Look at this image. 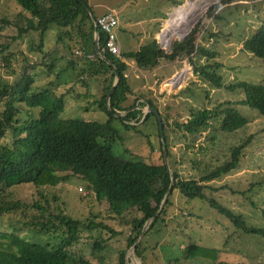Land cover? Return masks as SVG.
<instances>
[{"label": "trees", "instance_id": "16d2710c", "mask_svg": "<svg viewBox=\"0 0 264 264\" xmlns=\"http://www.w3.org/2000/svg\"><path fill=\"white\" fill-rule=\"evenodd\" d=\"M14 1L22 11L12 19L0 17V21L12 25L17 30L18 38L36 34L39 38L36 47L42 52L44 59L27 65L24 59L22 70L15 80H3L0 83V143L9 136L12 139L10 144L2 143L0 146V264H95L85 256L73 257V244L83 237L84 230H107L111 236L119 232L94 215L81 219L70 215L65 207H55L52 201H58V196H53L51 200L45 189L54 188L61 179L71 176L86 182L95 198L106 201L115 216L121 217L133 211L138 213L132 220V230L127 237L128 247L136 244L145 223L152 219L134 250L143 264H149L146 254L149 235L173 211L171 209L176 192L187 201L200 199L208 202L210 207L225 216L238 230L264 238V228L248 225L242 214L221 203L215 196L217 188L211 184L239 168L246 149L255 138L253 133L245 137L240 134L249 122L241 107L247 106L257 115H264V82H249L238 76L234 81L228 82L227 74L222 72L224 66L217 60L218 38L223 35L222 32H214L212 27L202 23H198L189 32L196 19L212 3L191 14L187 13L192 11V7L184 14L183 8L179 9L178 16L164 32V42L171 48L170 52L163 49L154 36L159 29L156 27L147 43L136 50L123 48L121 56H116L104 48L107 35L100 26H95L94 21L99 17L94 14L87 0ZM164 1L171 7L180 6L184 2ZM256 1L260 0H220L209 10L207 16L212 21L224 22L226 18L216 12L218 8L232 3ZM50 31H55L56 42L62 43L70 55L64 71H69L76 82L83 83L87 89L92 85L99 92L76 93L75 98L88 103L86 110L89 105H94L96 111L106 115V120L62 118L66 97L75 94L74 87L71 86L66 93L58 94L56 90L38 85L41 82L36 74H49L53 69L54 63L46 61L44 49ZM96 33L99 34L101 52L112 63L97 53ZM201 36L204 43L199 41ZM212 37L216 40L213 46H208L207 39ZM242 49L253 57L264 59V19L243 41ZM11 59V55L5 58L7 67L10 66ZM183 60L192 66L194 76L201 83L237 93L238 98L213 102L211 90L201 86L202 93L197 94V88H192L196 84L194 82L182 92L203 100L200 106L186 102L189 114L187 118L180 119V112L177 113L178 116H174L170 108L162 111L153 98L134 89L133 78L129 75V63L143 73H150L165 64ZM115 68L121 78L108 105L107 95L116 79ZM165 76L167 75L159 73L155 77L160 80ZM56 85L59 86L58 83ZM153 91L154 89L149 90ZM91 97L95 99L91 100ZM148 106L156 108L162 116L168 164L164 159L157 116L151 111L144 112ZM152 117L158 125V149L149 139V156L138 154L123 158L116 155L113 146L123 143L124 136L115 123L118 122L125 130L138 131V127ZM238 134L239 137L235 138ZM181 138L184 146L180 147L179 155L173 149L172 142ZM157 150L159 160L153 158ZM187 161L191 173H182L181 168ZM62 173L67 175L62 176ZM172 175V189L161 207ZM21 184H30L35 189L32 202L19 198L12 190L14 186ZM253 187L254 184L248 191L251 192ZM252 206L256 207L257 203L253 202ZM29 211L32 212L31 217ZM18 212L27 218L23 225L13 226L11 231L2 230L1 220L15 216ZM22 232H28L30 238ZM106 246L107 243L101 237L95 238L92 254L99 257L96 252H101ZM221 252L220 248L188 244L182 248L179 256L168 258L164 264H182L183 261L196 259L226 264L219 259ZM99 259L102 261V258ZM101 261V264H107ZM118 264H128L127 250L119 253Z\"/></svg>", "mask_w": 264, "mask_h": 264}, {"label": "rangeland", "instance_id": "374dc122", "mask_svg": "<svg viewBox=\"0 0 264 264\" xmlns=\"http://www.w3.org/2000/svg\"><path fill=\"white\" fill-rule=\"evenodd\" d=\"M87 1L97 17L104 15L108 10H113L117 13L119 25L116 29V34L118 39H120L122 48L126 50L138 49L140 45L147 43L151 39L152 32L158 27L159 29H157V33L154 36L167 52L170 49L165 45L164 32L167 31L170 22L173 23L174 18L178 16L179 9L183 8L184 14L189 7H192V11L187 13L191 14L212 3L196 19L189 32L198 23L212 27L214 32H222L223 35L218 38L219 55L217 60L222 62L224 66L222 72L227 74L228 82L234 81L236 76L249 82H264V59L253 57L242 49L243 41L264 19V1L262 0L232 3L218 8L216 12L224 15L226 18L224 22L212 21V18L210 19L207 16L209 10L220 0H184L182 5L172 7L164 0ZM20 11H22V8L14 0H0L1 18L12 19ZM159 22L160 25L158 24ZM201 40L204 43L202 36L199 38V41ZM207 40V45L213 46L216 39L212 37ZM56 41L55 31H50L47 34L44 49L47 55L46 61L54 63L53 69L49 74L47 72L36 74L39 82H41L38 85L56 90L58 94L66 93L71 86L74 87L73 91H75V94H69L66 97V108L61 113L62 118L83 117L85 119L106 120V115L96 111L94 105H89V109L86 110L85 106L88 103L85 100L75 98L76 93L83 94L89 91L93 94H98L99 92L92 85L87 89L83 83L76 82L69 71H64L70 55L65 46ZM38 44L39 38L36 34L18 38L17 30L12 25L0 21V83L3 80L13 82L22 70L24 59H26V65L33 62H41L44 59L42 58V52L36 47ZM9 55L12 56V59L10 66L7 67L5 58ZM159 69L160 73L167 76L160 80L156 79V75L151 76L149 83L154 89L153 92H149L150 89L147 87L144 88L142 84L146 81L144 77L136 78L138 79L137 81L132 80L134 89L140 94L143 92L144 95L153 98L160 110L164 111L166 108H170L174 116H178L177 113L180 112L182 114L180 119L187 118L189 114L186 102L200 106L203 100V98L196 96L189 97L190 93L182 92L187 85L189 86V84L194 82L196 84L192 88H197V94L202 93L200 91L201 86L211 90V101L213 100V102L215 100H234L238 98L237 93H232L225 89H216L206 83H201L194 76L193 68L186 60L163 65ZM14 72L17 73L15 74ZM170 83L169 88L168 85ZM163 87H166L165 89L168 87L169 93H165L166 91ZM91 98V100L95 99L94 97ZM241 110L248 117L249 122L247 127L240 131V134L245 137L253 133L255 138L246 149L239 168L225 175L220 180L213 181L211 184L217 188L215 196L221 203L233 208L238 214H242L248 225L264 228V115H257L247 106L241 107ZM146 111L147 109H144V112ZM115 126L120 128L121 134L124 136L123 143L113 146V151L116 155L123 158L134 157L138 154L143 157L149 156L151 141L154 142L158 149L160 137L158 125L153 117L147 123L141 124L138 127V131L125 130L118 122L115 123ZM238 137L239 134L235 135V138ZM11 140L10 136L2 139L3 142L0 143V146L2 143L10 144ZM172 144L173 149L180 155V147L184 146L183 139L175 140ZM153 158L160 159L158 150ZM181 169L182 173H191L188 161ZM65 175L67 174L62 173V176ZM253 184L255 187H253L251 192L248 191ZM13 189L19 198L27 202L34 200V193L36 194V192L30 184L17 185ZM242 191L243 194L241 193ZM45 192L51 200H53V196H58V201H52L55 207H65L70 215L81 219L94 215L98 220L105 221L119 232V234L111 236V233L107 230H102L101 232L84 230L83 237L71 247L73 257L85 256L95 264H101L99 258H102L101 262L107 264H118L119 253L122 250H127L128 264H135L134 261L143 264L141 259L135 255L133 246L128 247L127 245V237L131 233L133 226L132 220L137 212L133 211L121 217L115 216L111 213L107 202L98 201L88 188L87 183L75 176L61 179L57 186L47 188ZM174 200L175 203L171 209L173 211L167 216L166 221L163 224L156 225L153 232L149 235L146 252L149 264H164V261L168 258L172 259L179 256L182 248L193 243L220 248L222 252L219 259L226 262V264H264V238L262 236L250 235L238 230L225 216L210 207L206 201L200 199L187 201L178 192H176ZM253 202L257 203L256 207L252 206ZM31 213L29 211V217H31ZM26 220V216L18 212L15 216L1 220V229L11 231V227H21ZM22 234L30 238L28 232H22ZM97 237H101L107 243L104 250L96 252L99 257H95L92 254L94 239ZM157 245L158 248H156ZM182 264L214 263L196 259L183 261Z\"/></svg>", "mask_w": 264, "mask_h": 264}, {"label": "water", "instance_id": "95a60500", "mask_svg": "<svg viewBox=\"0 0 264 264\" xmlns=\"http://www.w3.org/2000/svg\"><path fill=\"white\" fill-rule=\"evenodd\" d=\"M88 10H89V12L92 14V11H91V9H90L89 7H88ZM92 17H93V19L95 20V18H94L93 15H92ZM96 21H97V20H95L94 22H95V26L97 27L98 25H97ZM184 37H185V36H184ZM95 49H96L97 53L99 54V56H100L101 58H103L104 60H106V61L109 62V63H112V62L110 61V59L107 58V57L101 52V50H100V46H99V34H98V33H96V36H95ZM170 51H171V48H170V50H169L168 52H170ZM115 72H116V79H115V82H114V84H113V86H112L110 92H109L108 95H107V103H108V105L110 104V98H111V95H112L113 91L116 89L117 83H118V81H119L120 78H121L120 73L117 71L116 68H115ZM150 111L153 112V113H155V115L157 116L158 124H159V129H160V134H161V140H162V143H163L164 159H165V162L168 164V158H167V143H166V139H165V135H164V127H163V119H162V116H161L160 112H159L156 108H154V107H152V106H148V107H147V111H146L145 113L150 112ZM119 116L122 117L123 115H119ZM173 180H174V178H173V175H172V181H171L170 187H169L168 192L166 193V195H165V197H164V201H163L161 207H163V204H164L165 200L167 199V197H168V195H169V192H170L171 189H172V186H173ZM158 213H159V212H158ZM151 221H152V219H149V220H147V222L145 223V226H144V228H143V230H142V233H141V235L139 236V238H138L136 244L139 243V242L141 241V239L143 238V236H144V234H145V232H146L148 226L150 225ZM136 244L133 246L134 249H135V247H136ZM127 261H128V259H127ZM134 262H135V264H141V263H139V262H137V261H134Z\"/></svg>", "mask_w": 264, "mask_h": 264}, {"label": "built area", "instance_id": "2783aa9c", "mask_svg": "<svg viewBox=\"0 0 264 264\" xmlns=\"http://www.w3.org/2000/svg\"><path fill=\"white\" fill-rule=\"evenodd\" d=\"M96 23L107 35L104 48L116 56H121V47L116 34V29L119 25L117 13L113 10H109L107 13L100 16Z\"/></svg>", "mask_w": 264, "mask_h": 264}, {"label": "crops", "instance_id": "0c3cea01", "mask_svg": "<svg viewBox=\"0 0 264 264\" xmlns=\"http://www.w3.org/2000/svg\"><path fill=\"white\" fill-rule=\"evenodd\" d=\"M109 11V10H108ZM172 24V22H170V24L169 25H171ZM120 39H118V42H119V44L121 43L120 41H119ZM121 45L122 44H120V47H121ZM121 49H123L122 47H121ZM129 65H130V69H129V75H130V78L132 79H134V80H138V79H136V78H138V77H144V79L146 80L145 82H143L142 84L144 85V88H149V89H152V85H150V79H151V76H153V75H156L157 73H160V67L158 68V69H156L155 71H153V72H150V73H143V72H141L139 69H137L132 63H129ZM165 65H167V64H165ZM164 65V66H165ZM162 67V66H161ZM143 75V76H142ZM167 80H169V79H167ZM166 81V80H165ZM172 83V82H171ZM171 83L168 85L169 86V88H170V85H171ZM146 84H147V86H146ZM97 88V87H96ZM164 89L166 88V87H163ZM165 93H169V91H168V87H167V89H165ZM142 94H143V92H141ZM162 94H163V92H162Z\"/></svg>", "mask_w": 264, "mask_h": 264}]
</instances>
